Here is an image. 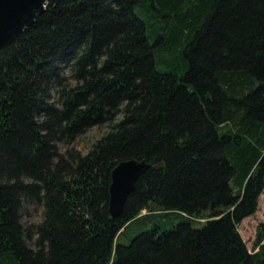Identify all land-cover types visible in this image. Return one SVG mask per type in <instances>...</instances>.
<instances>
[{"label": "trees", "instance_id": "trees-1", "mask_svg": "<svg viewBox=\"0 0 264 264\" xmlns=\"http://www.w3.org/2000/svg\"><path fill=\"white\" fill-rule=\"evenodd\" d=\"M130 158L158 166L112 216ZM263 188L264 0H59L0 48V264H264Z\"/></svg>", "mask_w": 264, "mask_h": 264}, {"label": "water", "instance_id": "water-1", "mask_svg": "<svg viewBox=\"0 0 264 264\" xmlns=\"http://www.w3.org/2000/svg\"><path fill=\"white\" fill-rule=\"evenodd\" d=\"M59 0H0V48L34 22L48 5ZM150 164L145 159L130 158L119 161L111 170L108 209L112 216L118 215L126 198L134 190L139 176Z\"/></svg>", "mask_w": 264, "mask_h": 264}, {"label": "rangeland", "instance_id": "rangeland-1", "mask_svg": "<svg viewBox=\"0 0 264 264\" xmlns=\"http://www.w3.org/2000/svg\"><path fill=\"white\" fill-rule=\"evenodd\" d=\"M64 75L68 77L70 76V71L67 69V67L64 68ZM69 80L72 83L74 82L71 78H69ZM56 97L57 94L53 88L51 93V98L56 99ZM105 130H106L105 125L92 126L89 129H87L83 134L77 136L73 141L72 145L81 152L86 153L89 150L92 143L96 139H98ZM56 145L58 150L60 151H63L67 147L61 141H58ZM143 212H145V210ZM41 216H42V206L40 204L29 200L23 202L20 217H21V222L25 226L38 223L41 219ZM183 220L184 218L180 215L170 214V215H165L162 218H159V216H157L152 222L156 221L161 228H170L173 225ZM260 222H264V188L259 196L258 207L255 213L244 218L238 225V230L250 250L253 249L252 246H253L255 232ZM140 224L141 223H137L138 226ZM192 224L195 227H200L203 224V222L193 221Z\"/></svg>", "mask_w": 264, "mask_h": 264}]
</instances>
